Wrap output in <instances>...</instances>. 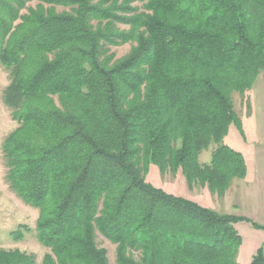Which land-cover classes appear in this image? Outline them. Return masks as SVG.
<instances>
[{
    "label": "trees",
    "instance_id": "16d2710c",
    "mask_svg": "<svg viewBox=\"0 0 264 264\" xmlns=\"http://www.w3.org/2000/svg\"><path fill=\"white\" fill-rule=\"evenodd\" d=\"M30 1L0 0L2 100L18 125L1 151L10 189L39 211L41 264H108L96 234L116 246V264H240L235 226H264L146 175L180 173L218 196L246 178L224 140L231 125L244 137L232 95L264 73V0ZM128 43L114 60L110 48ZM0 264L36 263L0 250ZM250 264H264L262 248Z\"/></svg>",
    "mask_w": 264,
    "mask_h": 264
},
{
    "label": "rangeland",
    "instance_id": "374dc122",
    "mask_svg": "<svg viewBox=\"0 0 264 264\" xmlns=\"http://www.w3.org/2000/svg\"><path fill=\"white\" fill-rule=\"evenodd\" d=\"M123 1V0H120ZM37 0H31L29 7H35ZM133 7L142 10L141 4L135 2ZM58 12L62 8L56 9ZM121 30L127 26L118 25ZM133 44L111 47L110 53L114 60L125 57ZM9 84V73L0 66V250H20L32 255L36 264H41L45 254L50 250L42 246L36 239L35 225L39 211L24 203L9 187L6 181V168L1 151L5 137L14 131L18 125L12 119L11 111L3 104L4 89ZM235 112L242 121L244 137L237 128L230 126L224 143L243 154L247 165L245 179H234L230 188L223 196L212 194L206 187L188 186L180 173L167 172L160 174L154 166L150 167L146 181L174 196L191 200L202 207L219 214L245 217L252 222L264 226V73H261L251 90L243 96L232 95ZM214 146L204 151L200 163H209ZM20 226L30 229L21 241H15L10 236ZM236 229L242 237V244L237 255V262L248 264L259 248L264 250V231L256 230L245 222L238 223ZM99 248L107 252L108 264H116V246L96 234ZM250 264V263H249Z\"/></svg>",
    "mask_w": 264,
    "mask_h": 264
},
{
    "label": "crops",
    "instance_id": "0c3cea01",
    "mask_svg": "<svg viewBox=\"0 0 264 264\" xmlns=\"http://www.w3.org/2000/svg\"><path fill=\"white\" fill-rule=\"evenodd\" d=\"M250 262H251V260H250ZM250 262H249V263H250ZM249 263H248V264H249Z\"/></svg>",
    "mask_w": 264,
    "mask_h": 264
}]
</instances>
